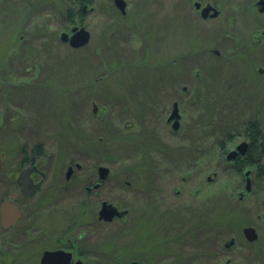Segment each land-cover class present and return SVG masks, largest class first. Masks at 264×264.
<instances>
[{
	"label": "rangeland",
	"instance_id": "1",
	"mask_svg": "<svg viewBox=\"0 0 264 264\" xmlns=\"http://www.w3.org/2000/svg\"><path fill=\"white\" fill-rule=\"evenodd\" d=\"M201 1L220 5L221 16L202 19L193 9V0H128L129 9L136 7L134 19L130 12L124 16L116 10L89 13L84 25L90 40L74 48L59 36L71 24L64 13L73 0H0V115L13 117L5 120L2 132H16L17 137L16 147L8 149L0 167H14L21 160L22 146L30 150L38 142L47 145L46 160L51 163L78 160L83 164L70 190L59 186L60 167H55L56 175L34 198L18 190L13 194L22 216L14 227L0 226V250L18 257L11 262L2 255L0 264H28L21 253L24 248L19 251L14 245L25 243L30 217L38 218L40 228L49 224L64 228V209L74 213L84 206L94 211L96 198L104 197L129 207L130 212L124 220L93 224L92 247L130 228L127 236L135 248L111 246L113 252L98 250L94 260H121L129 255L125 259L222 264L229 257L233 264H264V219L255 215L263 208L264 160L246 165L252 169L253 184L239 200L237 190H246L240 173L215 144L219 139L231 146L225 135L235 139L256 114L264 121V92L257 93L249 78L250 67L242 65L257 61L248 47L251 30L264 21V13L252 7L254 0ZM37 2L45 10L36 12L38 17L30 8ZM258 57L264 64L262 46ZM183 85L187 93L180 91ZM173 99L184 111L183 125L175 133L165 120ZM2 138L1 134L0 147L9 136ZM95 165L112 169L105 186L89 201L83 196L87 180L83 172L91 174ZM204 168L212 180L204 185L203 196H191L188 192ZM186 169L191 176L181 197L188 201L185 205L191 204V212L183 203L180 211L172 213L169 201L159 208L156 186L179 185L180 170L186 174ZM53 181L56 192L49 199V209L44 213L39 202L40 210L31 214L39 195L49 191ZM8 189L0 182V196ZM224 212V224L217 223ZM244 225L255 227V240L243 237ZM220 237H233L235 246L220 250ZM137 250L145 255H135Z\"/></svg>",
	"mask_w": 264,
	"mask_h": 264
},
{
	"label": "flooded vegetation",
	"instance_id": "2",
	"mask_svg": "<svg viewBox=\"0 0 264 264\" xmlns=\"http://www.w3.org/2000/svg\"><path fill=\"white\" fill-rule=\"evenodd\" d=\"M47 1V0H45ZM124 1V10L125 12H122V10L119 8V5H117L118 1L117 0H73L74 4L68 6V12L69 15L68 17H64L67 20L70 21V25L67 29V31H61V32H67L71 34V28L73 26H85L84 25V19L85 16L88 15L89 13L95 12L97 13H108L111 10H116L119 11L121 14L124 16L127 15L128 12L132 15V19L135 18L136 13L135 8L129 9V2L128 0H123ZM195 2H198L199 5H196ZM259 0H254L252 3V7H255L259 13H264V10L261 11L260 5H259ZM207 3H210L217 9V13L213 16H211V12L209 11L206 16H203L201 14V9L203 6H205ZM216 3H211L210 1H201V0H193V9L195 10L196 14L200 16L202 19H209V18H215L218 16H221L222 8L220 5H215ZM137 5V4H135ZM140 9L139 4L137 5ZM31 11L34 10L35 16L38 17L39 14L36 12H43L44 6H39L38 2L31 4L30 6ZM229 18V16H228ZM229 22V20H227ZM226 24L229 25V23ZM86 28V26H85ZM90 32V31H89ZM60 36V35H59ZM91 37V34H90ZM251 41L249 43V49H251L252 54L257 55V61H255L253 64L251 62H246L242 63L245 67H250V74L249 78L251 79L252 82H255L257 85L256 91L257 93H262L264 92V64L262 62L258 61V49L260 46L263 47L264 50V21L262 23H257L255 27L251 30ZM61 39V38H60ZM90 40V38H89ZM69 45L68 42H65ZM87 44V43H86ZM214 53L218 54V51L214 49ZM236 58L242 61V58L240 57V54H236ZM238 60V61H239ZM257 62V63H256ZM252 69V70H251ZM207 86V85H206ZM168 92L171 91V88L167 89ZM180 91H184V93H187V88L185 85L181 86ZM255 91V92H256ZM259 96V95H258ZM176 105L178 112L180 116L178 117V123L176 127L174 128V123H175V118L168 119L169 115L173 111L174 106ZM5 111V110H4ZM3 113L1 110L0 113ZM258 115V114H256ZM252 116L251 118L248 119L246 126L244 127V131L239 133L237 136H235V139L228 137L225 135L224 141L225 140H231V146L226 147L225 143L223 144V141L219 139L215 144L217 147H221V151L225 155V160L228 163H232L234 167H231L232 169H235V171H239V175L241 177V181L243 183V187L245 188L247 179H249V190H237V197L239 200H242L250 191L252 187V169L247 167L257 165L258 162L261 163L262 159L264 160V121L261 122L260 119H258L257 116ZM183 116H184V111L180 107V103L176 100L173 99L171 102V105L169 106L167 110V114L165 116L166 122L170 125L173 133L177 132L179 129H181L183 125ZM6 121H12L13 117L12 114H9V117H6L3 115H0V135H3V141H5V137L9 136L6 145L4 144L3 146L0 147V160L7 159V152L8 149L12 150V148L16 147L17 144V137H16V132L12 131H5L2 132V125ZM250 124V127H249ZM263 128H261V127ZM242 135V136H241ZM101 139V137H99ZM234 138V137H233ZM202 146L204 147L203 153L206 149L204 140L202 142ZM46 144L43 142H38L34 143L30 150H26L25 146L23 145L21 150V160L19 163L14 164V167H0V182H2L5 186H7L9 189L7 193H4V195L0 196V204L6 199L12 200V202L19 208V216L17 217L15 223L11 226H2L1 225V216H0V226L3 227L4 229L14 227L17 225L19 222L21 216H22V207L16 200V198L13 196L14 193L18 190L22 195L29 197V198H34L37 193L40 192V190L43 188L46 180L51 176V175H56V168L55 167H60L58 170L57 178H61L62 181L58 182L59 186L63 188H69L70 184H73V181L77 178V176H81V174H78L77 172L79 169L83 167V164H81L78 160H69L66 161L63 164H57V163H51L50 159L49 161L46 160V157L49 158L47 152H46ZM240 147V148H239ZM241 149H243V152H241ZM232 152V153H231ZM230 156H228V154ZM7 156V157H6ZM199 163V162H198ZM247 165V166H246ZM100 165H95V167H90L91 174L88 173L86 174L83 172V175L86 176L87 180L84 182L82 185L83 187V196L85 199H88L89 201H92V197L96 198L95 196L98 194L96 191L101 189L102 187L105 186L107 183L110 175H111V167H107L108 171L102 175L100 173ZM245 166V167H242ZM256 169L261 170L262 167H255ZM26 169L27 170V176L33 181L34 184H38V187L32 192V194H26L22 191V184L19 183L18 181V176L19 173ZM206 168L202 169L199 171V177L200 180H197L195 183V188L193 190H189L188 194L191 196H197L201 195L203 196V187L205 184L210 182L212 180V176L205 171ZM62 174H61V172ZM263 171V169H262ZM52 172V174H51ZM183 170H180V176H178L180 179L178 180L179 185H174V184H169L166 185L165 188L161 187V184L156 186V190L158 192V198L157 202L159 203V208L161 207L160 205L167 202V207L168 211L177 213L182 209V207L179 206V204L184 203V209L188 210L191 212L192 207L191 204H187L185 202H188L185 200L183 197H181L182 193L184 192V184L188 180V177L191 176V171L186 169L184 172L186 174L182 173ZM215 174V172H213ZM160 178L163 177V173L160 172L159 175ZM205 177V178H203ZM127 185H129V181H125ZM55 182L53 181V184L50 186L49 191L42 192V195H39L36 205L32 206V211L31 214L35 213V211H39V202H41L43 206V210L45 213L46 209H49L50 207V198L52 199L55 196L56 189L54 187ZM66 190V189H65ZM70 190V188H69ZM68 190V191H69ZM111 190V189H109ZM249 191V192H248ZM66 192V191H65ZM64 192V193H65ZM63 199V198H62ZM264 199V198H263ZM263 199L261 200L262 207L260 210H255L257 218H260L261 216L264 219V205L262 203ZM107 203H112L115 205L118 210H125L121 215H114L111 219H106L101 214L99 213V210L101 208V205L103 202ZM98 206L95 208L93 211L92 209H86L84 206H82V209H78L77 212L74 213H67L65 211V214L63 215V221H66V225L64 228H57L54 225H47L44 228H40L36 220L38 221V218L36 220L33 217H30L26 223L25 227V243L23 241L21 242H16L15 247L18 248L20 251L21 248L23 247V252L24 258L27 260L28 264H42L41 263V257L46 251H57L61 250L64 252V261L61 262V264H109V263H114V264H129L132 261H137L140 264H174L172 261H162L158 263H153L150 261H146L144 259H139V258H133V259H125L127 257H123L121 260L118 259H113L112 261H103V260H94L93 256L97 255V251H111L113 252L114 250L109 249L108 247L119 245L123 246L124 248H135V246H131L130 240L128 238L129 232H131L130 228H127L126 232L124 229H121L120 233H118L116 236L110 238L107 241H103L99 243L96 246L92 247V243L96 241V233L94 232V228L91 227L93 224L97 223H113L117 222L118 220L122 219L124 220V217L128 216L130 209L129 207L125 205H121L120 203L109 199H106L104 197L103 199H97L94 202ZM82 205V204H81ZM52 210H58V209H53ZM80 210V211H79ZM235 213V212H234ZM224 213L220 215L218 219H216L217 223L219 224H224L223 218H224ZM161 215V214H160ZM206 223H208L206 221ZM53 224V223H51ZM153 225H155V219H153ZM151 224V225H152ZM146 226V225H145ZM144 226V227H145ZM245 226V225H244ZM243 229V227H242ZM241 229V233H242ZM142 232L148 231L150 229H140ZM144 235V234H143ZM243 235V233H242ZM161 235L158 234V238ZM244 237V235H243ZM117 238V239H116ZM246 239V238H245ZM121 240L120 244L115 243V241ZM125 241V243H124ZM220 241H222L219 244L220 250L221 249H227L235 246V239L233 237L229 239H225V237H220ZM21 243V245H20ZM41 243H43V248L40 250ZM24 245V246H22ZM0 259L2 255L6 256L8 255L9 260L11 262H16L17 261V255H12L6 253L3 249L0 250ZM145 252V251H144ZM138 254H143L137 250L135 255L138 256ZM67 257V260H66ZM125 259V260H124ZM222 264H233L232 259L227 257Z\"/></svg>",
	"mask_w": 264,
	"mask_h": 264
},
{
	"label": "water",
	"instance_id": "3",
	"mask_svg": "<svg viewBox=\"0 0 264 264\" xmlns=\"http://www.w3.org/2000/svg\"><path fill=\"white\" fill-rule=\"evenodd\" d=\"M119 5V8L122 10V12H125L124 10V1L123 0H117ZM196 5H199L198 2H195ZM260 10H264V0H259ZM211 12V16L215 15L217 13V9L211 5L210 3H207L205 6L201 9V14L203 16H206V14ZM60 38L63 41H67L70 46L77 48L80 46L85 45L90 38V32L85 26H73L71 28V34L67 32H61ZM97 105L93 104V110L96 111ZM180 116L178 109L176 105L173 108V111L169 115L168 119L175 118L174 128L176 127L178 123V117ZM240 148V147H239ZM241 152H243V149H241ZM232 153V152H231ZM228 156H230V154ZM100 167V173L104 175L108 171L106 166H99ZM18 181L20 184H22V191L26 194H32V192L38 187V184H34L33 181L27 176V170L24 169L19 173ZM249 179H247L245 189L249 190ZM264 205V199L262 201ZM125 210H118V208L113 205L112 203L103 202L101 205V208L99 210V213L101 216H103L106 219H111L114 215H121ZM0 216H1V225L2 226H11L15 223L17 217L19 216V208L12 202V200L6 199L0 204ZM242 233L244 237L248 241H253L257 238L258 234L256 232L255 227L251 225H245L242 229ZM64 252L61 250L57 251H46L41 257V263L42 264H61L62 261H64ZM67 260V257H66ZM129 264H140L137 261H132ZM170 264V263H167Z\"/></svg>",
	"mask_w": 264,
	"mask_h": 264
},
{
	"label": "trees",
	"instance_id": "4",
	"mask_svg": "<svg viewBox=\"0 0 264 264\" xmlns=\"http://www.w3.org/2000/svg\"><path fill=\"white\" fill-rule=\"evenodd\" d=\"M65 14V17H68V15H69V12L67 11L66 13H64ZM249 127H250V124H249ZM26 148V147H25Z\"/></svg>",
	"mask_w": 264,
	"mask_h": 264
}]
</instances>
